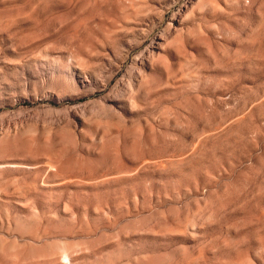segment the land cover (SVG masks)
Returning a JSON list of instances; mask_svg holds the SVG:
<instances>
[{"label":"rangeland","instance_id":"rangeland-1","mask_svg":"<svg viewBox=\"0 0 264 264\" xmlns=\"http://www.w3.org/2000/svg\"><path fill=\"white\" fill-rule=\"evenodd\" d=\"M0 264H264V0H0Z\"/></svg>","mask_w":264,"mask_h":264}]
</instances>
